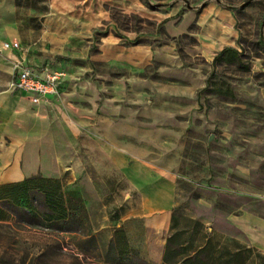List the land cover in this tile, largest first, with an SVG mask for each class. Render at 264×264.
Here are the masks:
<instances>
[{
  "label": "rangeland",
  "instance_id": "rangeland-1",
  "mask_svg": "<svg viewBox=\"0 0 264 264\" xmlns=\"http://www.w3.org/2000/svg\"><path fill=\"white\" fill-rule=\"evenodd\" d=\"M227 48L239 61L216 62ZM15 59L61 74L43 106L10 92ZM12 100L0 154L26 177L0 184V264H99L85 228L44 221L57 184L42 179L98 230L137 176L173 194L152 264H264V0H0V111ZM27 178L32 221L2 188ZM107 237L116 264H144L120 229Z\"/></svg>",
  "mask_w": 264,
  "mask_h": 264
},
{
  "label": "crops",
  "instance_id": "crops-1",
  "mask_svg": "<svg viewBox=\"0 0 264 264\" xmlns=\"http://www.w3.org/2000/svg\"><path fill=\"white\" fill-rule=\"evenodd\" d=\"M13 51L15 50H9L7 52ZM10 75L11 82L13 76L12 68ZM10 92L16 95V98L21 103H25L31 109L41 107L45 104L43 100L39 104H32L29 98L11 89ZM52 97H48L47 100ZM9 102L13 104L10 103L3 106L0 111L1 116L5 115L6 117L10 113L8 105L17 106L15 100ZM13 113H15L14 110ZM2 127V124H0V135L2 133ZM12 155V152H7V150H3L2 154H0V184L12 181L17 182L26 177L19 166L13 165ZM127 189L128 196L126 198L128 199L127 204H129V209L126 212H122L123 216L119 217L120 219L115 220L110 214L111 216L109 219L107 218L105 223L101 225L99 223L98 230L92 228L89 216L86 214L87 212L85 213L83 208L74 206L73 211L77 213L84 223L86 234L89 238L87 240L92 241L94 246H96V248L94 247L96 249L95 252H97L95 261L99 264H116L118 262V248L107 237V234L112 231L114 232L115 229L121 230L122 235L126 239L130 254L136 256L142 254V262L144 264H152L150 236L152 234L158 235L159 245L161 246L165 243V239L169 234L173 209V194L169 186L164 185L160 180H144L142 176H137L129 181ZM84 206L87 210V202L84 203ZM98 236H104V239H98Z\"/></svg>",
  "mask_w": 264,
  "mask_h": 264
},
{
  "label": "trees",
  "instance_id": "trees-1",
  "mask_svg": "<svg viewBox=\"0 0 264 264\" xmlns=\"http://www.w3.org/2000/svg\"><path fill=\"white\" fill-rule=\"evenodd\" d=\"M238 53L233 49H223L215 58L216 62L225 63L239 61ZM44 184H57V187L43 188L40 191V195L43 198L42 206L45 210L44 221L50 223L57 233H81L84 231V223L82 219L77 215V213L68 209L66 201L64 199V194L61 191V184L59 181H49L48 179H42ZM34 181L33 178H27L20 183H15L14 185H4L2 188H8L9 192L5 197V200H9L10 203L23 212L26 216L32 221L35 218L30 214V207L28 206V185ZM24 188V191L21 193V190L18 189ZM2 199V198H1ZM0 199V200H1ZM3 200V199H2ZM0 221H5L3 217H0ZM29 225V220L27 222ZM118 251V260L125 253L124 251L117 249ZM118 263V262H117Z\"/></svg>",
  "mask_w": 264,
  "mask_h": 264
},
{
  "label": "built area",
  "instance_id": "built-area-1",
  "mask_svg": "<svg viewBox=\"0 0 264 264\" xmlns=\"http://www.w3.org/2000/svg\"><path fill=\"white\" fill-rule=\"evenodd\" d=\"M2 49L16 51L18 44L4 43ZM12 71L11 90L29 98L32 104H39L42 100L46 102L48 97L56 95L61 80L59 72L47 69L38 71L36 68L22 64L18 60L13 62Z\"/></svg>",
  "mask_w": 264,
  "mask_h": 264
},
{
  "label": "water",
  "instance_id": "water-1",
  "mask_svg": "<svg viewBox=\"0 0 264 264\" xmlns=\"http://www.w3.org/2000/svg\"><path fill=\"white\" fill-rule=\"evenodd\" d=\"M211 139H209V141H210Z\"/></svg>",
  "mask_w": 264,
  "mask_h": 264
}]
</instances>
